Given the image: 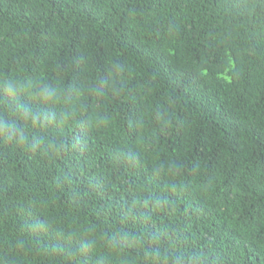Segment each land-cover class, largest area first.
Here are the masks:
<instances>
[{"label": "trees", "instance_id": "16d2710c", "mask_svg": "<svg viewBox=\"0 0 264 264\" xmlns=\"http://www.w3.org/2000/svg\"><path fill=\"white\" fill-rule=\"evenodd\" d=\"M0 264H264V0H0Z\"/></svg>", "mask_w": 264, "mask_h": 264}]
</instances>
